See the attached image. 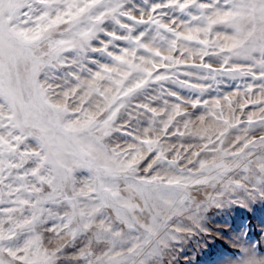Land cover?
<instances>
[{"label": "snow or ice", "instance_id": "1", "mask_svg": "<svg viewBox=\"0 0 264 264\" xmlns=\"http://www.w3.org/2000/svg\"><path fill=\"white\" fill-rule=\"evenodd\" d=\"M256 200L264 0H0V264H173Z\"/></svg>", "mask_w": 264, "mask_h": 264}, {"label": "rangeland", "instance_id": "2", "mask_svg": "<svg viewBox=\"0 0 264 264\" xmlns=\"http://www.w3.org/2000/svg\"><path fill=\"white\" fill-rule=\"evenodd\" d=\"M211 191L201 188L193 195L200 201ZM203 216L205 231L185 240L173 264H232L231 254L243 246L254 248L258 255L264 253V201L250 202L247 207H210Z\"/></svg>", "mask_w": 264, "mask_h": 264}]
</instances>
